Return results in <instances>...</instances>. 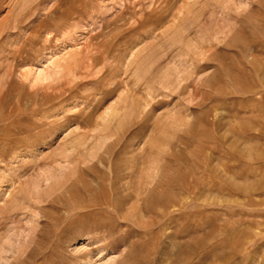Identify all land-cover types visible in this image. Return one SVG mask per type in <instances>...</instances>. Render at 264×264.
<instances>
[{
    "label": "rangeland",
    "instance_id": "obj_1",
    "mask_svg": "<svg viewBox=\"0 0 264 264\" xmlns=\"http://www.w3.org/2000/svg\"><path fill=\"white\" fill-rule=\"evenodd\" d=\"M0 264H264V0H0Z\"/></svg>",
    "mask_w": 264,
    "mask_h": 264
},
{
    "label": "bare ground",
    "instance_id": "obj_2",
    "mask_svg": "<svg viewBox=\"0 0 264 264\" xmlns=\"http://www.w3.org/2000/svg\"><path fill=\"white\" fill-rule=\"evenodd\" d=\"M158 187V186H157ZM137 189V188H136ZM144 191V190H143ZM144 193V192H143Z\"/></svg>",
    "mask_w": 264,
    "mask_h": 264
}]
</instances>
